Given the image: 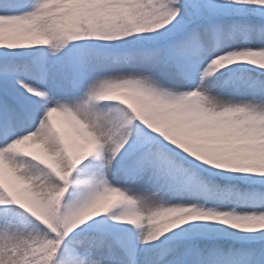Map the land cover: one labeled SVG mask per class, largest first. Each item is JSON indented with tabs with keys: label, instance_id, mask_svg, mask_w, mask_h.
Returning <instances> with one entry per match:
<instances>
[{
	"label": "snow or ice",
	"instance_id": "1",
	"mask_svg": "<svg viewBox=\"0 0 264 264\" xmlns=\"http://www.w3.org/2000/svg\"><path fill=\"white\" fill-rule=\"evenodd\" d=\"M0 264H264V0H0Z\"/></svg>",
	"mask_w": 264,
	"mask_h": 264
}]
</instances>
